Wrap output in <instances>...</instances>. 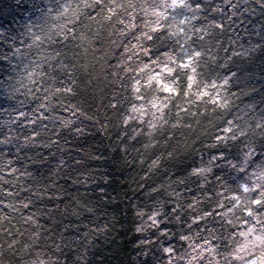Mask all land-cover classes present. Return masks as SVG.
Returning a JSON list of instances; mask_svg holds the SVG:
<instances>
[{
  "label": "clouds",
  "instance_id": "obj_1",
  "mask_svg": "<svg viewBox=\"0 0 264 264\" xmlns=\"http://www.w3.org/2000/svg\"><path fill=\"white\" fill-rule=\"evenodd\" d=\"M30 2L0 23V264H264V0Z\"/></svg>",
  "mask_w": 264,
  "mask_h": 264
},
{
  "label": "trees",
  "instance_id": "obj_2",
  "mask_svg": "<svg viewBox=\"0 0 264 264\" xmlns=\"http://www.w3.org/2000/svg\"><path fill=\"white\" fill-rule=\"evenodd\" d=\"M22 3H23V7H20V5L15 4V0H0V23L9 24L11 22L10 15L15 9H19V11H15V16H16L17 21H19L21 17L27 20H31L33 17H30L28 15V10L31 9L32 7L30 0H27V2H24V0H22ZM197 23L199 24L200 22L198 21ZM69 27L72 28L71 33H69V37H71V35H73L76 32V28L72 27L71 25H69ZM59 40H63V37L58 38V44H59ZM69 42L73 44L76 43L71 40ZM95 47L99 48L100 44L97 43ZM80 51H81L80 49L75 50L76 53ZM117 51L122 52L123 46H121V48L118 49ZM70 55L75 56V53H70ZM255 55H259V53H256ZM77 60H79V65H84L86 63L85 60L79 59L78 57H76V59H73L70 63H76ZM108 68H111V63L108 64ZM76 76H77V85L79 86V88L81 90H84L86 94L90 93V94L96 95L98 100L102 98L105 92L111 91L113 88L118 87L115 85L111 86V88L109 87L108 79L106 78L107 76L106 71L103 68H101L99 64H95V62H93V65L88 66L86 68L78 67ZM142 106H143L142 103L138 102L133 107H135L137 111H139L142 108ZM94 123H95V120L86 121V124H88L89 127L85 129L86 136L82 137L81 139H85V140L91 139L93 138V136H95V137L104 138L106 140V136L103 132H95L94 129L91 128V125ZM97 126L102 127L103 122ZM97 146L99 145L94 143L92 150L95 151V148ZM73 150L75 151V149ZM102 160L103 158H101V161ZM101 161H93V163L99 164L101 163ZM60 183H63V181H61ZM54 193H55V196H54ZM44 199L45 200H52V199L60 200L62 199V197L59 193L56 192L55 189H52L46 193V195L44 196Z\"/></svg>",
  "mask_w": 264,
  "mask_h": 264
},
{
  "label": "snow or ice",
  "instance_id": "obj_3",
  "mask_svg": "<svg viewBox=\"0 0 264 264\" xmlns=\"http://www.w3.org/2000/svg\"><path fill=\"white\" fill-rule=\"evenodd\" d=\"M175 6H183V3H182V0H175ZM169 92H171L172 90L171 89H167ZM248 189L245 188V191H247ZM257 204L260 203V201H257L256 202Z\"/></svg>",
  "mask_w": 264,
  "mask_h": 264
}]
</instances>
